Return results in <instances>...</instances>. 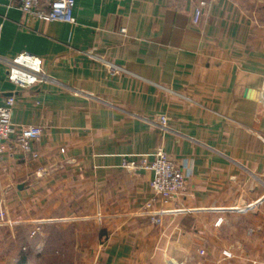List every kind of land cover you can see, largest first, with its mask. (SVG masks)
Segmentation results:
<instances>
[{
    "label": "crops",
    "instance_id": "crops-1",
    "mask_svg": "<svg viewBox=\"0 0 264 264\" xmlns=\"http://www.w3.org/2000/svg\"><path fill=\"white\" fill-rule=\"evenodd\" d=\"M193 8L76 0L71 24L0 0V106L43 128L36 158L3 148L0 264H264V0H218L199 25ZM22 53L46 78L24 90L7 74ZM160 147L187 188L158 225L153 172L123 164Z\"/></svg>",
    "mask_w": 264,
    "mask_h": 264
},
{
    "label": "built area",
    "instance_id": "built-area-1",
    "mask_svg": "<svg viewBox=\"0 0 264 264\" xmlns=\"http://www.w3.org/2000/svg\"><path fill=\"white\" fill-rule=\"evenodd\" d=\"M19 9L23 14L43 22H63L76 23L74 8L76 0H16ZM177 3L193 2V23L199 25L205 10L209 9L218 0H174ZM110 70L118 72L117 66L111 65ZM7 74L9 80L20 90L28 89L46 80L42 69V64L38 58L29 54L22 53L10 60L7 64ZM16 103L15 97L6 100L0 106V160L2 159L5 144L14 142L26 156L36 158L37 155L32 151V143L39 141L43 134L40 126H17L13 123V110ZM168 117L161 116L159 128L161 131L167 130ZM14 140V141H13ZM124 168L136 170L138 168L153 172L154 179L151 182L153 199L144 206V212L155 224H162L168 216H174L186 212L184 209H166V205L174 196L183 193L187 188L186 177L178 164L173 161L163 147L158 148L157 158L150 161L147 158L140 160H125ZM159 203V207L155 205ZM6 214L0 212V225H4ZM220 218L217 224H221ZM38 229L32 232V237L36 236ZM226 257L230 254L224 252Z\"/></svg>",
    "mask_w": 264,
    "mask_h": 264
},
{
    "label": "rangeland",
    "instance_id": "rangeland-1",
    "mask_svg": "<svg viewBox=\"0 0 264 264\" xmlns=\"http://www.w3.org/2000/svg\"><path fill=\"white\" fill-rule=\"evenodd\" d=\"M25 253H27L26 250H23V251H22V249L20 250V252H19L20 260H21L22 258H25V257H23V255H24ZM20 264H21V263H20ZM23 264H24V263H23ZM25 264H27V263H25Z\"/></svg>",
    "mask_w": 264,
    "mask_h": 264
},
{
    "label": "trees",
    "instance_id": "trees-1",
    "mask_svg": "<svg viewBox=\"0 0 264 264\" xmlns=\"http://www.w3.org/2000/svg\"><path fill=\"white\" fill-rule=\"evenodd\" d=\"M25 261H26V257L21 259L22 263H25Z\"/></svg>",
    "mask_w": 264,
    "mask_h": 264
}]
</instances>
